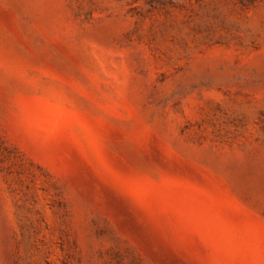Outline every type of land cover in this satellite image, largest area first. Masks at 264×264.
Returning a JSON list of instances; mask_svg holds the SVG:
<instances>
[{
	"label": "rangeland",
	"instance_id": "rangeland-1",
	"mask_svg": "<svg viewBox=\"0 0 264 264\" xmlns=\"http://www.w3.org/2000/svg\"><path fill=\"white\" fill-rule=\"evenodd\" d=\"M0 264H264V0H0Z\"/></svg>",
	"mask_w": 264,
	"mask_h": 264
}]
</instances>
